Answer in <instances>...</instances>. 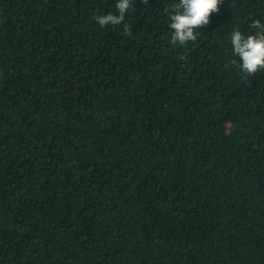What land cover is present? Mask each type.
<instances>
[{
    "label": "trees",
    "instance_id": "obj_1",
    "mask_svg": "<svg viewBox=\"0 0 264 264\" xmlns=\"http://www.w3.org/2000/svg\"><path fill=\"white\" fill-rule=\"evenodd\" d=\"M176 2L0 0V264H264V70L230 35L264 0L184 46Z\"/></svg>",
    "mask_w": 264,
    "mask_h": 264
},
{
    "label": "clouds",
    "instance_id": "obj_2",
    "mask_svg": "<svg viewBox=\"0 0 264 264\" xmlns=\"http://www.w3.org/2000/svg\"><path fill=\"white\" fill-rule=\"evenodd\" d=\"M143 2L147 5L149 0ZM222 2L223 0H177L172 4L169 14L171 44L184 46L190 41H196L199 35L196 30L210 22L211 14L219 12V5ZM133 3L134 0H117L115 5L117 14L100 15L95 19L102 27L109 24L120 25L133 8ZM250 28L256 30L254 34L246 36L238 27L230 34L233 55L239 57V68L245 79L264 70V23L254 20ZM232 63L236 64V61L233 60Z\"/></svg>",
    "mask_w": 264,
    "mask_h": 264
}]
</instances>
